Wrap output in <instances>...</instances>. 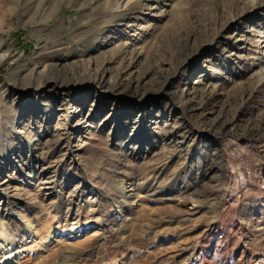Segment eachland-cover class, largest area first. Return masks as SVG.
I'll return each mask as SVG.
<instances>
[{
	"label": "rangeland",
	"instance_id": "1",
	"mask_svg": "<svg viewBox=\"0 0 264 264\" xmlns=\"http://www.w3.org/2000/svg\"><path fill=\"white\" fill-rule=\"evenodd\" d=\"M263 29L264 0H0V264H264Z\"/></svg>",
	"mask_w": 264,
	"mask_h": 264
},
{
	"label": "bare ground",
	"instance_id": "2",
	"mask_svg": "<svg viewBox=\"0 0 264 264\" xmlns=\"http://www.w3.org/2000/svg\"><path fill=\"white\" fill-rule=\"evenodd\" d=\"M248 1V3H250V4H254L255 2H257L258 0H247ZM260 30V29H259ZM259 42H260V44H264V29L262 30V32L261 33H259ZM264 45L261 47V49L260 50H262V51H260L259 50V58H258V60H256L257 61V63H256V67L258 68V73L260 72H264ZM7 58V56H5V55H1L0 56V62L1 61H3L4 59H6ZM80 64H82V63H80ZM73 65V64H72ZM73 67H75L74 65H73ZM69 68V67H68ZM72 68V67H71ZM54 69H56V70H58L57 68H54ZM60 69H63V70H68L67 68L65 69L64 67H61ZM59 71V70H58ZM100 72H102V75L101 76H99V77H103L104 76V70H102V71H100ZM99 72V73H100ZM74 73V72H73ZM36 75V74H35ZM96 77H97V74H96ZM264 78H262V80H263ZM55 81L56 80H58V78H55L54 79ZM115 85V84H114ZM81 109V108H80ZM80 109H79V107H77L76 109H75V111H74V113L72 114L75 118L76 117H79V119L81 118V114L78 112V111H80ZM83 121L82 122H84L85 120H84V118L82 119ZM183 144V140H178L177 141V143H176V145L179 147V146H181ZM29 169V168H28ZM31 169H33V168H31ZM35 170V169H34ZM26 174V173H25ZM32 176V175H31ZM29 174L27 175V177H31ZM32 181H34V180H32ZM242 183L244 184V180H242ZM119 189V194H120V197H124L125 196V194L129 191V190H126V188H124V187H119L118 188ZM93 193H91V195H92ZM127 195V194H126ZM88 206L90 207V208H93L94 206H95V200H93L92 198H90L89 199V204H88ZM27 226H32V224L30 223V221H28L27 223ZM77 227V226H76ZM76 227H72V228H70L69 229V232L71 233V235L74 233V230L76 229ZM42 240V239H41ZM7 241H8V238H7V236L3 233V232H0V254H1V256L2 257H6L8 254H10V248L8 247V244H7ZM42 243H45V240L43 239V241H42ZM42 246H44V244L42 245ZM45 247V246H44Z\"/></svg>",
	"mask_w": 264,
	"mask_h": 264
}]
</instances>
